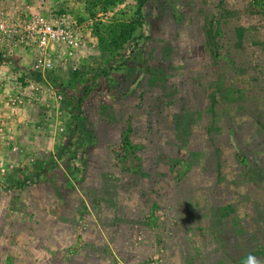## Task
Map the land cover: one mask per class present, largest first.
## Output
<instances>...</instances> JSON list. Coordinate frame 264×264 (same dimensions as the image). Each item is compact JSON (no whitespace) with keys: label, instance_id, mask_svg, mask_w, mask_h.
Instances as JSON below:
<instances>
[{"label":"rangeland","instance_id":"obj_1","mask_svg":"<svg viewBox=\"0 0 264 264\" xmlns=\"http://www.w3.org/2000/svg\"><path fill=\"white\" fill-rule=\"evenodd\" d=\"M143 1L142 39L103 65L99 38L134 0H0L82 29L54 71L33 48L0 52V264L264 252V6ZM82 66L107 71L84 97Z\"/></svg>","mask_w":264,"mask_h":264},{"label":"built area","instance_id":"obj_2","mask_svg":"<svg viewBox=\"0 0 264 264\" xmlns=\"http://www.w3.org/2000/svg\"><path fill=\"white\" fill-rule=\"evenodd\" d=\"M81 33L80 26L53 18L0 10V52L9 57L16 51L33 48L37 54L33 67L41 73L61 68L74 54Z\"/></svg>","mask_w":264,"mask_h":264},{"label":"trees","instance_id":"obj_3","mask_svg":"<svg viewBox=\"0 0 264 264\" xmlns=\"http://www.w3.org/2000/svg\"><path fill=\"white\" fill-rule=\"evenodd\" d=\"M135 1V17L128 21H121L116 23H111L107 26L106 35L99 38V44L102 51L101 54V63L103 65H107L109 60L112 57H116V52L122 50L127 44L131 43L135 45V43L142 39L141 35V12L140 9L143 5V0H134ZM258 0H251L252 5L258 7V9L262 10L264 4L258 3ZM264 1V0H263ZM252 7L251 5H249ZM105 51V53H103ZM110 67V66H108ZM98 71V72H97ZM99 76L105 77L107 75L106 70H97ZM94 70H90L87 67H81L79 70H74L71 72L72 77H77L83 83L80 86V91L82 92V97H84L93 87L95 81V73ZM69 75V73H68ZM83 76L85 77L83 79ZM81 97V98H82ZM81 98H79L77 104L81 102ZM74 116V112L72 113ZM54 161L52 154L50 152L47 153L44 161L35 160L36 173L40 175H47L49 171L46 170L47 164H50ZM43 170V171H42Z\"/></svg>","mask_w":264,"mask_h":264},{"label":"crops","instance_id":"obj_4","mask_svg":"<svg viewBox=\"0 0 264 264\" xmlns=\"http://www.w3.org/2000/svg\"><path fill=\"white\" fill-rule=\"evenodd\" d=\"M216 253H226L227 255V261L225 264H245V261L249 254L251 255H258V259L263 261V254L264 252H216ZM257 253V254H256ZM50 263V262H49ZM171 264H184L179 259L178 254L174 255Z\"/></svg>","mask_w":264,"mask_h":264},{"label":"clouds","instance_id":"obj_5","mask_svg":"<svg viewBox=\"0 0 264 264\" xmlns=\"http://www.w3.org/2000/svg\"><path fill=\"white\" fill-rule=\"evenodd\" d=\"M245 264H264V261H261L255 256L249 254L245 261Z\"/></svg>","mask_w":264,"mask_h":264}]
</instances>
